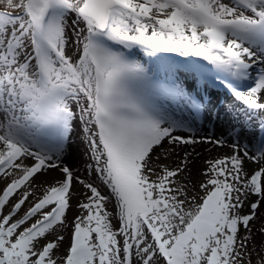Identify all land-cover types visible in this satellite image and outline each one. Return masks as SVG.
<instances>
[{"label":"snow or ice","instance_id":"1","mask_svg":"<svg viewBox=\"0 0 264 264\" xmlns=\"http://www.w3.org/2000/svg\"><path fill=\"white\" fill-rule=\"evenodd\" d=\"M0 185V264H264V0H0Z\"/></svg>","mask_w":264,"mask_h":264},{"label":"bare ground","instance_id":"2","mask_svg":"<svg viewBox=\"0 0 264 264\" xmlns=\"http://www.w3.org/2000/svg\"><path fill=\"white\" fill-rule=\"evenodd\" d=\"M164 106L166 108H168L170 114H173L178 118L183 117L187 121H191V120L187 119L188 115L186 112L181 114L177 110H173L174 106L171 105L170 102H165ZM206 119L207 120L202 119V121L197 122L195 125L198 128V134L199 135H201V136L210 135V136L220 137L222 139L228 140L229 143L231 142V140L227 136V126L225 124L221 123L220 121L214 120V119L210 121L207 117H206ZM222 133L224 134L223 136L221 135ZM198 150L202 151V149H198ZM231 151H232L231 148L223 147V148H220V149L213 151L211 153V156L212 157H219L222 155L231 154ZM206 158H209V153L203 152L202 155L199 157V160L197 161L196 167L199 168V167L204 166L203 161ZM246 166L249 169H251L252 167H255V165H253V164H247Z\"/></svg>","mask_w":264,"mask_h":264},{"label":"rangeland","instance_id":"3","mask_svg":"<svg viewBox=\"0 0 264 264\" xmlns=\"http://www.w3.org/2000/svg\"><path fill=\"white\" fill-rule=\"evenodd\" d=\"M137 58L139 59V57H137ZM145 58H146V57H144L143 60H142L141 62L145 63V61H144ZM181 82H182V81H181ZM220 102H221V106H223L224 104H229V103H231V99H229V98L222 99ZM167 106H168V105H167ZM173 106H174V105H173ZM173 110H177V111L180 112L181 114L186 112L187 115H188V116H187V119H189V120H191V121L193 120L192 116H190V112L185 111V110H182V109H176L175 106H174V109H173ZM201 117H202V119L207 120L205 115H202ZM71 143H72V145H73V149H75V146H76L77 143H78V141H77V137L73 136V137H72V140H71ZM81 151H82V149H81ZM84 159H87V157H84ZM66 162L69 163V164L76 163L77 166H79L78 159H76V158H73V159H66ZM202 167H203V166H202ZM199 168H200V167H199ZM193 171L195 172V169H194ZM194 179H199V177H194ZM2 186H3V185H0V187H2ZM105 193H107V189H105ZM73 203H75V200L73 201ZM108 210H109V211H114V210H113V207H112L111 204L108 205ZM76 214H77L76 209L73 208V209L70 211V213H69V219H71V218H72L74 215H76ZM113 225H114V227H118V225H117L115 219H113ZM65 246H66V244H65Z\"/></svg>","mask_w":264,"mask_h":264}]
</instances>
